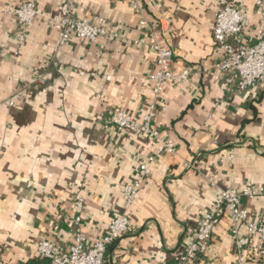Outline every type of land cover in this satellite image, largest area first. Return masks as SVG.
<instances>
[{
  "label": "crops",
  "instance_id": "crops-1",
  "mask_svg": "<svg viewBox=\"0 0 264 264\" xmlns=\"http://www.w3.org/2000/svg\"><path fill=\"white\" fill-rule=\"evenodd\" d=\"M27 1L0 0V264H46L39 242L70 247L76 217L94 242L123 213L130 229L109 248L105 264H180L217 187L264 188V85L241 90L234 70L215 69L223 52L210 30L224 6L241 9L256 25L258 0H139L140 11L132 0H38L47 13L68 8L113 34L63 45L52 20L37 18L24 30L3 12ZM143 20L160 22L162 44L175 52L173 71L193 74L189 84L166 83L154 121L176 154L158 155L154 137L104 122L116 110L141 119L153 102L156 60L136 44L149 31ZM254 40L252 27L243 43ZM155 155L127 210L123 186ZM77 198L86 201L82 210ZM242 206L264 220V195L243 197ZM232 229L227 213L188 264H242ZM239 236L248 242L243 264H264L244 226Z\"/></svg>",
  "mask_w": 264,
  "mask_h": 264
},
{
  "label": "built area",
  "instance_id": "built-area-1",
  "mask_svg": "<svg viewBox=\"0 0 264 264\" xmlns=\"http://www.w3.org/2000/svg\"><path fill=\"white\" fill-rule=\"evenodd\" d=\"M133 8L141 10L139 0H132ZM7 15L18 18L21 27L26 30L32 27L37 18L52 20L60 27L58 40L61 45L67 43L72 37L80 41L97 43L100 38L111 37L113 34L106 28L96 26L88 19L76 18L68 8L61 14L47 13L39 7L38 0H28L21 6H10L3 10ZM256 25L239 8L224 6L217 11L215 20L211 25V33L219 48L223 52L222 60L216 65L217 71L234 70L238 75V86L241 90L249 89L255 85H264V0L257 1ZM172 23V18L166 20ZM142 26L149 28L146 36L136 41V44L146 46L155 57L157 70L151 75L154 83L152 95L153 102L149 104L148 112L141 118L135 119L128 112L116 110L104 122L120 132H131L141 136H152L158 141L157 154H176L175 143L163 136L156 128L158 105L166 83L177 85L189 84L192 72L186 69L180 73L173 71L175 52L169 45L162 44L163 33L160 22L148 24L146 20ZM254 27L255 40L250 45H244V35ZM19 40L24 36L19 34ZM156 155L143 161L135 170L136 178L123 186L122 196L125 208L128 210L136 201L146 179L152 174L156 162ZM216 177L210 182L216 185ZM218 198L212 208L198 222L197 230L186 244L185 254L180 264L194 263L198 260L200 252L209 245L215 227L221 222L225 214L229 213L233 223L232 233L236 237L235 253L239 261L245 263V249L247 240L239 236V227L244 226L248 236L256 239L260 244L261 253L264 254V220L251 213L242 206L243 197L255 198L264 195V188H219ZM84 198H77L76 208L85 207ZM82 216L73 221L74 242L70 247L64 248L50 239H43L38 244V255L46 264H105L109 248L126 235L130 229V218L127 213L116 214L111 219L108 230L94 242H90L83 230Z\"/></svg>",
  "mask_w": 264,
  "mask_h": 264
}]
</instances>
